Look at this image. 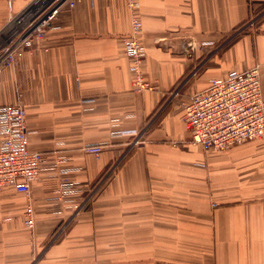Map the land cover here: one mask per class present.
Returning <instances> with one entry per match:
<instances>
[{
    "label": "crops",
    "instance_id": "crops-1",
    "mask_svg": "<svg viewBox=\"0 0 264 264\" xmlns=\"http://www.w3.org/2000/svg\"><path fill=\"white\" fill-rule=\"evenodd\" d=\"M33 1L0 0V46ZM138 3L150 88L136 89L124 53L128 0L65 7L49 52L36 47L0 77V107L26 106L29 147L46 158L33 230L28 199L0 192V264H264V139L206 152L182 106L257 65L264 96V0ZM98 143L99 156L82 150ZM61 181L74 185L63 208Z\"/></svg>",
    "mask_w": 264,
    "mask_h": 264
},
{
    "label": "built area",
    "instance_id": "built-area-1",
    "mask_svg": "<svg viewBox=\"0 0 264 264\" xmlns=\"http://www.w3.org/2000/svg\"><path fill=\"white\" fill-rule=\"evenodd\" d=\"M82 1L34 0L20 14L11 17L7 25L11 29L10 41L0 46V77L7 69L19 65L36 47H42L48 33L56 29L65 7L74 9ZM128 7L133 10L131 29L123 40V47L130 59V73L136 89L142 91L150 87L142 71L147 48L142 40L143 24L136 13L138 0H128ZM41 49L49 52L48 48ZM182 106L191 143L206 152L229 150L264 139V96L258 65L232 70L222 78L211 80L206 89L190 95ZM30 134L25 105L0 107V192L14 189L28 199L25 225L33 230L36 223L30 200L32 184L46 166V158L41 152L30 149ZM104 147L102 143L86 144L82 150L99 156ZM60 161L56 159L54 165ZM73 191L71 182H58L56 201L59 208L65 206L66 195Z\"/></svg>",
    "mask_w": 264,
    "mask_h": 264
}]
</instances>
